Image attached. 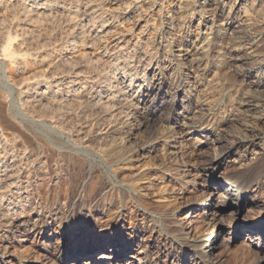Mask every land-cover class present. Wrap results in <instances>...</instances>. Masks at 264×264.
<instances>
[{"label":"bare ground","instance_id":"obj_1","mask_svg":"<svg viewBox=\"0 0 264 264\" xmlns=\"http://www.w3.org/2000/svg\"><path fill=\"white\" fill-rule=\"evenodd\" d=\"M97 1L0 0L3 10L18 8L21 18L16 20L24 23L25 33L38 26L37 20L56 18L57 14L74 22L79 18L77 26L89 40L88 46L100 50V57L87 60L89 67L98 70L109 66L90 79L75 71L56 73L52 81L36 82L32 94H21L27 95V104L77 107L82 126L91 121L86 108H93L92 116L100 114L106 120L100 123V144H76L64 133L60 122L65 118L60 121L57 110L49 128L64 144H17L16 136L6 133L0 122V264H147L165 252L164 264H216L221 260V246L244 232H257L264 238V134L260 130L264 97L258 104L241 97L242 92L260 89L264 77L227 84L236 92L223 93L227 106L221 104L219 110L213 108L208 79L215 70L231 72L242 52L250 60L245 75L262 72L264 76V28L261 22H250L256 5L263 0H162V4L161 0H151V11L160 17L159 30L165 25L163 4H168L165 20L172 30L155 32L154 36H161L152 57L137 43L134 48L124 44L123 37L114 47H110L114 41L103 43L105 31L112 26L110 20L129 21L135 13L140 17L142 7L133 3L126 6L127 0H101L99 5ZM124 5L123 12L110 11L112 6ZM107 12L112 13L109 19L103 16ZM241 14L247 20L245 26L239 21ZM96 19H100L102 31L95 30ZM5 20L0 14V27ZM234 23L243 30L230 32ZM152 24L139 23L141 33L153 34ZM8 35L0 52L8 62L17 64L21 62L16 55H20L19 48L13 49L12 42L18 35ZM75 39L71 37L68 44L74 45ZM238 118L244 124L242 135L227 140L223 134ZM39 119L36 124H45ZM148 128L153 130L152 144H134V135ZM94 138L90 136L91 143ZM93 156L114 173L123 174L129 165L144 164L139 178L128 180L134 204L132 199L122 202L116 188L90 166ZM157 157L161 164L154 173L153 159ZM186 188L188 192L190 188L204 192L196 203L181 210L176 204L178 197L172 196L175 190L181 194ZM142 197L153 198L157 206L164 207L161 220H154L156 216L141 203ZM175 205V212L180 211L178 223ZM248 207L256 208L257 217L249 224L242 223V231L236 217ZM202 210L210 217L205 232L192 218ZM97 232L100 237L91 242L89 238ZM135 240L146 247L135 244L138 248L132 249ZM149 248L156 252L150 253ZM125 259H129L127 263Z\"/></svg>","mask_w":264,"mask_h":264},{"label":"rangeland","instance_id":"obj_2","mask_svg":"<svg viewBox=\"0 0 264 264\" xmlns=\"http://www.w3.org/2000/svg\"><path fill=\"white\" fill-rule=\"evenodd\" d=\"M100 2H101V0L100 1L98 0L95 3L97 4ZM151 2H152L151 0H127V1H124L126 6L130 5V4L132 5V3H133V5L139 4L142 7L141 10H139V13L142 15H140V17L137 15L135 16V14H138V13H135L133 15L134 16L133 19H135V20L131 19L132 21L129 20L130 22L125 21V19H121V18H119L118 21H113V20L111 21L110 20V22L108 24L110 25L112 23V26L106 30V31L109 30L107 32L108 34H106V31H105L106 36H104V37H106V38H104L105 40H103V43L110 45V43H112L114 41L110 45V47H114L113 45L117 42L116 40L119 38L121 40V38L123 37L122 39L125 41L124 44H128V45H130L131 48H134L132 46H134L135 43H137L138 45H140V47L142 46L141 47L142 49H145L144 51L147 53V55H149V57H152L153 54L155 53V51H154L156 49L155 45H157L158 41H160L159 39H160L161 35L159 34V36H158L157 35L158 32L162 30L159 33L166 34L168 31H172V30L170 29L169 25L167 24V22H166L167 20H165V17L168 15V12H167V10H165V7H168V4L167 3L163 4L164 10H163V14L161 15L162 16L161 18L165 22V25L162 28H160V30H159V27H158L159 21L158 20H160V17H159V15H157L151 11V6H150ZM162 3L163 2L161 0L160 4H162ZM248 4L252 5V2L249 1ZM97 5H99V4H97ZM125 5L119 6V7L118 6H114V7L112 6L110 11L114 12V13L115 12L116 13L123 12L124 11L123 8H127V7H125ZM120 7H122V8H120ZM255 8L256 9H254V13H253V17L255 19L252 18L253 20H251L250 22H253L256 24H259L261 22L260 24L263 26L262 28H264V22H263L264 21V0L262 1V3L260 5H256ZM2 12H3V14H2ZM108 12L103 15L104 18H106V19H109L112 16V15L110 16V14H112V13H108ZM227 12H228V10H227ZM0 14L6 16V20H5L4 24L7 25V26H5L3 24L0 27V46L5 45V43L7 42L6 38H7V36H9L8 34L11 35L13 33V35H15L17 33L18 37H16V38L18 41L15 40L16 38L13 40L12 48L15 50L19 48L18 51L17 50L16 51L20 55H18V54H16V55L21 60V62L19 61V63H17V64H15V63L11 64L10 62H8L9 58L7 56L5 57V55H3L0 52V54H1L0 55V96H2V97H0V122L1 123L3 122L1 125H3V127H5V130L7 129L6 133L13 134L14 137L16 136L15 137L16 143L18 141L17 144H64L62 141L58 142L55 139L53 131L49 128L51 126V124L53 123V120H54L53 119V112H54V110H57V114H59V116H60V117H58V118H60V121H61V119L65 118V120H63L61 122L59 121L60 124L62 125L64 133H66L68 137L71 136L69 138H71V140H73L74 142L76 141L75 142L76 144H100L101 141L99 138L103 137V136L100 137L102 135L99 131V128L100 129L102 128V126H100V123L102 124V123H104V121L106 122V120L100 114L92 116V114L95 113V110L93 108H90V107L86 108V112L91 115V118H90L91 121H89V124H87L89 127L86 125L82 126L81 122L84 123V121H82V119H80L81 118L80 114H79L80 109H78L77 107H74L72 109L71 108L68 109L67 107L64 108L63 106L62 107L61 106H57V107L54 106L53 107L52 104L50 106V104H48V103L47 104L44 103L41 106H37V105H35L36 103L31 104L32 102L30 103L32 105L31 106L29 104V102H28V104L26 103L28 100V98L26 97L27 95L26 96L21 95L22 92H25L26 94H28V93L32 94L33 89H34V84L36 82H43L47 79L52 81L53 79H51V78L54 77V75L59 74L60 72H65V71L74 72L75 71L74 73H78V75L81 74L82 78H85V79L89 78L90 79V78H94L95 75H97L101 71V69H104V68L106 69V67L107 68L109 67L108 65H105L106 67L103 66L104 68H101L98 70H96L95 67L93 69L89 67V63L87 62V60H89L90 58L96 60L98 57H100V50H98L97 48H92L91 45L88 46L89 40H87V38H84L81 35V33H80V27L81 26H77L79 24L78 23L79 18L77 17L78 19L75 20V22H74L73 20H71V18H69L67 16H61V15L57 14V15H55L56 18H52L54 16H51V18L49 17L46 20L45 19H40V20L35 19V22L37 20L36 24L38 26L36 25L37 27H34L33 29H31L32 32L25 33L24 30H22V27H24V23L21 22L20 20H16L17 18H21V16H20L21 13L18 11L17 7L13 8V9L11 8L7 11L0 8ZM15 16H16V18H15ZM138 18H140V19H138ZM146 21H150L151 24L153 23L152 27L154 28V30L157 29L155 31L153 30L152 31L153 34H151V35L150 34L146 35L144 33L142 34L140 31L141 29L138 26L139 23H141L143 25ZM239 21L243 22L244 26H245V24H247L246 23L247 20L243 14H241V18ZM95 22H96V23H94L96 26L95 30L97 32L102 31L101 26H99V25H101L100 19H96ZM243 23H242V25H243ZM114 24H115V26H114ZM242 27L239 28V25L237 23H234L231 26H229V29H230V32L232 31L233 33H236V32H239L240 30L242 31L243 30ZM2 29H3V31H2ZM110 29H111V31H110ZM155 32L157 33L156 34L157 36H154ZM24 33L26 34V37L24 36L25 35ZM99 33H102V32H99ZM234 35L238 36V34H234ZM73 36H75V38H76L74 45H69L68 43H69V41H71V37H73ZM37 37H39V38L37 39ZM132 40H134V41H132ZM127 41L129 43H127ZM105 44H103L102 46H104ZM121 46L122 45H120L119 48ZM22 48H23V50H22ZM119 48H116V50L118 51ZM151 48H152V50H151ZM113 49H115V48H113ZM0 50H1V47H0ZM20 52L23 53L22 56H21ZM24 53H26L27 55ZM24 55L26 56L25 58H24ZM247 57L248 56L246 54H244V52L240 53V57H239L240 60L237 63L238 65H236L234 68H232V70H231L232 73L231 72L224 73V72L219 71V70H215L214 72L210 73L208 79L211 80L210 81L211 82L210 83V91L213 93L211 99L215 101L214 106H213V108L215 110H219L218 107H220L222 105L227 106L226 95L224 96L223 93H225V92L228 93L229 91L234 90L233 87L229 88L227 86V84H232V83L240 84L243 81H246L247 79L249 82H255V81H258L260 78L264 77L262 72H260L258 74V76H256L255 74H250L249 75L250 78L245 75V73H246L245 71H246V69H248L249 61H250L249 57L248 58ZM104 60H106V58L102 59V61H104ZM7 62L9 63V65ZM4 63H6V65ZM103 63H105V62H103ZM1 65H3V66H1ZM144 66H146L145 63H143V67ZM106 70H108V69H106ZM90 72H92V73H90ZM90 75H92L93 77H91ZM263 81H264V78H263ZM42 86H43V83L41 84V87ZM232 92L235 93L236 89ZM241 97H245V99L248 98L254 104H258V102L260 100H262L261 98L264 97V85L261 86L260 89L258 88V90H253L251 92H246V91L242 92ZM24 103H26V104L24 105ZM34 106H36L37 108ZM58 108H60V109H58ZM58 110H59V113H58ZM65 110H67V111H65ZM71 110H73V111L69 112ZM74 111L76 113H74ZM67 112L70 114H67ZM62 113H63V115H62ZM40 116H42V117H40ZM254 116L257 117L258 114L253 115V118H254ZM39 118L43 119V121L45 120L46 125L45 124L39 125V123L36 124V121L40 120ZM73 118H74V120H73ZM10 120H11V122H10ZM32 120H35V122ZM4 122H6V123H4ZM77 122H79V123H77ZM241 122H243L242 118H240V119L238 118L236 123H234V125H231V127H230L231 129H228V132L226 134H223V136H225L226 138H229L227 140H230L235 136L242 135V130H243L244 124L243 123L241 124ZM73 123H74V125H72ZM90 123L91 124L96 123V125L95 126L91 125V127H90ZM11 125H12V127H11ZM65 126H67V127H65ZM260 130L264 134V125L263 124L260 126ZM34 131H36V132H34ZM152 132H153V130L151 128L144 129L140 132H137L134 135V137H136L134 144H145V143L146 144H152L153 140L149 141V140H151L150 136L152 135ZM236 132H237V135H236ZM23 133H25V134H23ZM49 135H51V136H49ZM83 135H84V137H83ZM90 136H93V138L95 137L94 138L95 141H93V143L90 142L91 141ZM132 142H134V141H132ZM80 153H83V152H80ZM80 157L83 158L82 155H80ZM89 161H90V166L96 167L95 169L99 170L105 176L106 180H108V182L111 183V185H113L116 188L118 196L122 202H124V200L127 202L128 199H132L131 202L133 201V204H134V192H132L131 187L128 185V183L131 182L133 179L137 180L139 178L138 176L140 175V172L144 169V167L142 168V166L144 164L137 163V164H134L132 167L129 165L127 168H124L125 171L123 174L126 175V176H124L123 174L119 173L120 171H117V173H114L112 171L113 168H110V166L107 165L104 161H102L99 157L93 156L89 159ZM153 161L155 162V165L152 167V169L156 168V170L154 172V173H156L157 167L160 168L159 165L161 164V159H160V157H157V158H154ZM83 165H84V163H83ZM138 165L141 167V169L138 167ZM109 172H110V174H109ZM132 172L134 174H132ZM137 172H139V173H137ZM154 173H152L151 175L153 176ZM123 176H124V178H123ZM132 176H134V177H132ZM128 180H129V182H128ZM175 192H177V194ZM175 192H173L172 197H178V200H177L178 202L176 201V204H178L182 210L184 207L190 205L191 203H196L203 196L204 190L202 188H197V189L190 188L189 192H188V190L186 188V189H183V192L181 194H178L179 191H177V190H175ZM172 197H169V198L171 199ZM140 201H142L141 203L144 205V207L148 208L153 213V216H156V217H154L155 221H159L162 219V217L160 215L163 214V210H164L163 206H160L159 204L157 206V203H155V200H153V198L142 197ZM173 210H174V214L176 215L175 217H177L176 220H178L180 211L175 212L177 210L176 205L174 206ZM256 212H257L256 208H254V207H248L247 209H245L244 212L240 216L236 217L237 218L236 221L238 223L237 224L238 228H240V230H242V227H243L242 223L243 224H249L250 222H253L254 217L255 218L257 217L255 214ZM227 213H228L227 216H229L231 213V210L228 211ZM192 218L194 221H196V223L200 227H202L203 232L207 231V228H208L207 225L209 224V219H210L209 213L204 214L203 210L198 211L192 216ZM228 218L232 219L231 217H228ZM178 222H179V220L176 221V223H178ZM242 231H244V230H242ZM225 233H226V231L223 232V234H225ZM260 236L258 235L257 232H254V234H251V235H249L248 232H244L243 235H239L236 237V239L232 240V242L230 244L225 243L218 250V253L220 254L221 260H220V262H218L216 264H264V238H262ZM99 237H100V233L97 232V233H95V235L91 236V238H89V239L91 242H93L94 240H97ZM127 238H129V237H127ZM155 238H157V237H155ZM256 238H259V240H255ZM258 241H259V245H257ZM132 243H133L132 249L135 248V250L138 248L135 246V244L140 245V248L143 247L141 249H144L146 247V245L144 243H140L139 240H137V241L135 240ZM129 244L131 245V243H129ZM155 250H156L155 248H149L148 249V251L150 253L156 252ZM134 253H135V251H134ZM105 254H107V256L110 255L109 253H105ZM165 254H166V252H165ZM165 254L164 255L162 254L158 257H156L157 255L153 256L154 258H151L150 262H148L147 264H156V263L164 264L166 261ZM175 254L176 255L179 254V251L176 252ZM153 255H155V254H153ZM127 260H129V259H125L124 262L127 263L128 262Z\"/></svg>","mask_w":264,"mask_h":264}]
</instances>
